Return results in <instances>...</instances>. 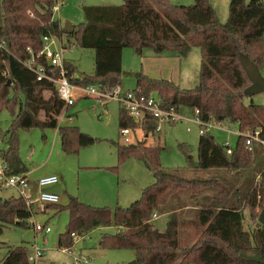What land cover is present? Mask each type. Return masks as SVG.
<instances>
[{
    "label": "trees",
    "instance_id": "1",
    "mask_svg": "<svg viewBox=\"0 0 264 264\" xmlns=\"http://www.w3.org/2000/svg\"><path fill=\"white\" fill-rule=\"evenodd\" d=\"M55 2L0 0V110L6 107L11 114L10 125L0 139L7 145L2 153L8 173L28 170L18 155L19 129H58L66 153L77 152V147L89 146L96 140L77 128L58 126L56 117L65 104L54 82L37 80L23 64L42 49L44 35L61 38L63 34L93 51L91 75L75 76L74 64L64 61L70 82L96 85L103 91L121 85L124 48H131L139 56L150 50L177 57H185L192 47L200 48L194 87L180 88L168 79L131 72L135 78L132 91L136 95L155 94L162 107L178 113L187 108L205 122L237 125L240 134L234 147L228 146L231 154L208 132L200 134L198 161L193 168L234 173L256 170L241 193L224 180L186 179L165 170L160 164L159 144L148 145L146 139L131 144L114 142L118 164L130 158L141 160L152 172L154 182L124 208L94 207L71 196L66 205L48 204L46 211L64 210L69 216L65 232L58 236V246H69L72 233L84 235L94 228L113 226L116 231L102 234L98 247L132 250L136 264H264V223L245 229L243 215L246 207L250 215L257 208L264 210V148L254 143L249 152L243 135L259 130L264 136V105L243 101L249 81L238 60L240 54H245L258 67L264 62V0H230L225 23L218 20L209 0H193L191 5L169 0H123L120 5L85 6V21L73 25L70 33L53 18ZM35 61L45 63L40 58ZM52 75L57 78L59 69H53ZM117 125L119 129L132 130L140 126L146 135L156 133V123L149 116L137 123L120 105ZM207 188L215 192L213 203L195 207L192 224L198 234L191 245L179 244L178 210L171 212L164 230L154 225L153 214L158 216L179 191L199 194ZM30 214L23 198H0V234L8 225L28 227ZM27 254L25 245H9L0 264H30Z\"/></svg>",
    "mask_w": 264,
    "mask_h": 264
},
{
    "label": "rangeland",
    "instance_id": "2",
    "mask_svg": "<svg viewBox=\"0 0 264 264\" xmlns=\"http://www.w3.org/2000/svg\"><path fill=\"white\" fill-rule=\"evenodd\" d=\"M123 0H66L59 6V11L53 13V18L63 27L69 21L74 26L85 21L83 8L92 5H120ZM173 4L191 5L193 0H169ZM217 13L218 20L225 23L229 13L230 0H209ZM248 1V0H247ZM67 47L65 58L76 67L77 76L93 73V51L90 48L80 47L73 39L65 34L61 38L55 37ZM264 52V35L262 37ZM201 61V50L192 47L185 57H177L170 53L155 54L146 50L143 56L134 53L131 48H124L122 52L121 85L124 88H134L135 78L131 72H143L149 77L168 79L178 84L180 88H192L197 83ZM264 77V62L258 67ZM48 92H45L47 95ZM21 97V93L19 92ZM245 103L253 102L264 105V91L254 95H244ZM119 104L110 99L106 105L96 103L94 99L84 97L68 108L72 120L62 119L58 126L77 128L96 140L89 146L77 147V152L66 153L62 150L58 129L31 128L19 129L18 155L31 176L58 175L60 178L61 198L59 204L66 205L68 197H75L79 201L94 207H127L141 195L142 189L154 182L152 172L138 159L130 158L118 164L114 142L125 144L117 125ZM179 114L186 119L163 123L160 132L146 135L138 126L131 132V140L127 144L145 140L148 145L159 144L162 149L159 159L161 166L177 176L186 179L210 180L213 178L224 180L243 193L251 177L255 173L248 171L234 173L222 169H196L197 142L199 125L194 113L181 108ZM11 114L8 108L0 110V138L8 129ZM222 129L213 127L208 130L215 140L222 145L234 147L238 130L237 125L231 122L221 124ZM229 130V131H228ZM3 140V139H2ZM7 145L2 142L1 149ZM27 170V171H28ZM0 178V198L16 197L18 194L10 188H4ZM214 190L207 188L199 194H189L184 190L169 199L165 207L159 211L154 219V225L164 230L173 210H178L179 217V244L191 245L198 232L192 224L195 218V207L200 204L213 203ZM187 205V207H185ZM262 211V210H261ZM255 209L250 215L249 208H245L244 228L252 229L258 222L261 213ZM33 220V219H32ZM35 220L47 223L51 232L44 235L35 233L32 225L28 227L8 225L0 234V260L9 245L23 244L30 251V246L36 243L46 248L40 264H73L71 256L58 246V236L65 232L69 216L67 211L48 209L39 214ZM113 226L94 228L77 246L81 245L84 251L90 252L95 264H132L134 254L132 250H103L98 247V241L104 233H114ZM189 264H193L190 262Z\"/></svg>",
    "mask_w": 264,
    "mask_h": 264
},
{
    "label": "built area",
    "instance_id": "3",
    "mask_svg": "<svg viewBox=\"0 0 264 264\" xmlns=\"http://www.w3.org/2000/svg\"><path fill=\"white\" fill-rule=\"evenodd\" d=\"M66 0H56L52 6V13L59 11V6ZM31 51L30 49H28ZM67 47L61 41L57 42L55 36L44 35L42 37V49L35 56H31L28 60L23 61V64L32 70L36 79L49 80L54 82L58 97L64 102L65 109L57 115V122L62 119L72 120L70 114H67L68 108L72 106L77 99L81 97H88L95 100L96 103L106 105L107 101L113 99L122 106L127 114L137 123L142 122L147 116L155 121V132L161 131L163 123L170 121H179L186 119L176 112L173 108H164L161 105L160 97L155 94L150 95H136L132 89L122 90L121 86L114 87L112 90L103 91L96 85L80 86L75 85L66 76L64 68L65 54ZM42 59L45 63L36 62L35 59ZM59 69V76L53 77V69ZM197 110L195 114H197ZM199 125V133L205 134L210 128L217 127L222 129V123H215L212 121H202L197 116L195 117ZM229 131V130H228ZM131 128L120 129V134L123 137L125 144L131 140ZM238 134L240 132L238 131ZM242 134V133H241ZM245 144L249 152L253 151V144L264 148V136L261 135L259 130L253 132H245ZM0 139V147L2 145ZM227 154H231L232 149L225 145ZM8 166L3 158L2 149L0 148V178L4 188H10L17 192V196L24 199L25 204L30 211V217L27 223L31 224L35 233L38 232L46 235L51 232V228L47 223H41L35 220L39 214H44L48 204H55L59 202V194L47 192L44 188L59 183V178L55 174L43 175L37 179H31L27 173H8ZM158 216L153 214L152 218ZM33 219V220H32ZM76 233L71 234V244L63 246L62 250L69 254L73 260V264H95L94 257L90 252L84 251L77 244L82 241L85 236ZM87 237V236H86ZM61 248V247H60ZM46 252L45 247L39 246L36 241L31 244L30 251H28L27 259L30 264H40L41 258ZM124 264V263H122Z\"/></svg>",
    "mask_w": 264,
    "mask_h": 264
},
{
    "label": "water",
    "instance_id": "4",
    "mask_svg": "<svg viewBox=\"0 0 264 264\" xmlns=\"http://www.w3.org/2000/svg\"><path fill=\"white\" fill-rule=\"evenodd\" d=\"M62 28L67 33H70L73 30L72 24L69 21L65 22ZM238 60L240 66L244 70L245 75L249 81V84L246 86V88L243 91L244 95H254L263 92L264 77L260 73L258 66L253 61H251L249 57L245 54H240ZM44 190L47 192L60 194L61 193L60 183L44 188ZM263 223H264V210L261 211L256 226H259ZM131 263L136 264L135 260H133Z\"/></svg>",
    "mask_w": 264,
    "mask_h": 264
},
{
    "label": "crops",
    "instance_id": "5",
    "mask_svg": "<svg viewBox=\"0 0 264 264\" xmlns=\"http://www.w3.org/2000/svg\"><path fill=\"white\" fill-rule=\"evenodd\" d=\"M72 39V38H71ZM66 59V58H65ZM75 76H77V74H75ZM121 86V89L122 90H127L126 88H124V87H122V85H120ZM129 89H133V88H129ZM81 98H84V97H81ZM81 98H79V99H81ZM79 99H77V101L79 100ZM76 101V102H77ZM75 104V103H74ZM73 106V105H72ZM217 141V140H216ZM217 142H221V141H217ZM27 175H28V177L29 178H31V179H37L38 177H40V176H31V173H32V170H28L27 172ZM58 176V175H57ZM58 178H59V176H58ZM59 183H60V178H59ZM60 198H61V194H59V200H60ZM79 247H81V245L79 246ZM82 248V247H81ZM109 264V263H108Z\"/></svg>",
    "mask_w": 264,
    "mask_h": 264
}]
</instances>
